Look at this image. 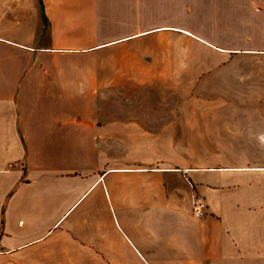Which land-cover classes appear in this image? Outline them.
Returning <instances> with one entry per match:
<instances>
[{
	"label": "crops",
	"instance_id": "1",
	"mask_svg": "<svg viewBox=\"0 0 264 264\" xmlns=\"http://www.w3.org/2000/svg\"><path fill=\"white\" fill-rule=\"evenodd\" d=\"M0 264H264V0H0Z\"/></svg>",
	"mask_w": 264,
	"mask_h": 264
},
{
	"label": "built area",
	"instance_id": "2",
	"mask_svg": "<svg viewBox=\"0 0 264 264\" xmlns=\"http://www.w3.org/2000/svg\"><path fill=\"white\" fill-rule=\"evenodd\" d=\"M192 214L195 217H203L206 215V205L197 197H193Z\"/></svg>",
	"mask_w": 264,
	"mask_h": 264
},
{
	"label": "rangeland",
	"instance_id": "3",
	"mask_svg": "<svg viewBox=\"0 0 264 264\" xmlns=\"http://www.w3.org/2000/svg\"><path fill=\"white\" fill-rule=\"evenodd\" d=\"M225 93H218L217 95L218 96H223ZM217 95H212V94H204V95H202V98H203V100H210V97H212V96H217ZM171 97H169V100L170 101H173V98L174 97H172V95H170ZM184 96V95H183ZM194 96H197V95H187V97H188V99L187 100H194ZM204 98H206V99H204ZM177 100V99H176ZM196 100V99H195Z\"/></svg>",
	"mask_w": 264,
	"mask_h": 264
}]
</instances>
